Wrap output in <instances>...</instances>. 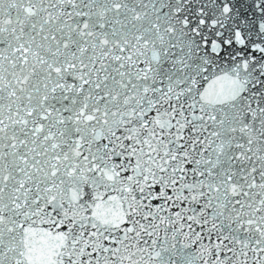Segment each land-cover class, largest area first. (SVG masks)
Returning <instances> with one entry per match:
<instances>
[{
    "label": "snow or ice",
    "instance_id": "6c2138e0",
    "mask_svg": "<svg viewBox=\"0 0 264 264\" xmlns=\"http://www.w3.org/2000/svg\"><path fill=\"white\" fill-rule=\"evenodd\" d=\"M0 264H264V0H0Z\"/></svg>",
    "mask_w": 264,
    "mask_h": 264
}]
</instances>
